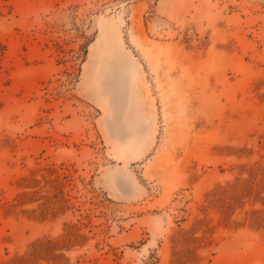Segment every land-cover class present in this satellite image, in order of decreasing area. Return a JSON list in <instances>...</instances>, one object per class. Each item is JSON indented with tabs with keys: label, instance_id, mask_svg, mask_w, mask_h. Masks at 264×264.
Instances as JSON below:
<instances>
[{
	"label": "rangeland",
	"instance_id": "rangeland-1",
	"mask_svg": "<svg viewBox=\"0 0 264 264\" xmlns=\"http://www.w3.org/2000/svg\"><path fill=\"white\" fill-rule=\"evenodd\" d=\"M0 264H264V0H0Z\"/></svg>",
	"mask_w": 264,
	"mask_h": 264
}]
</instances>
